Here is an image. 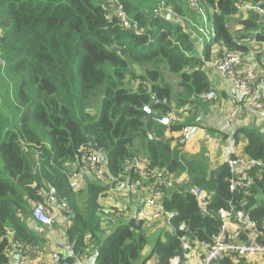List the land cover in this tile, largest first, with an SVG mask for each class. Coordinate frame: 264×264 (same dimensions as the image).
<instances>
[{"label":"trees","instance_id":"trees-1","mask_svg":"<svg viewBox=\"0 0 264 264\" xmlns=\"http://www.w3.org/2000/svg\"><path fill=\"white\" fill-rule=\"evenodd\" d=\"M161 2L173 11L156 13ZM204 8L212 15L209 37L192 24V18L205 15ZM262 11L264 0H196L194 6L189 0H0V264L49 254L46 226L32 216L46 184L69 203L70 251L59 252L64 264L92 259L94 264H146L153 256L158 264H173L174 258L183 259L187 239L212 242L222 230L220 210L231 206L244 210L246 220L264 233L263 133L245 127L234 134L236 142L247 139L246 155L261 163L242 168L241 176L250 182L246 191H231L228 160L211 167L204 152L185 156L183 144L172 145L175 137H165L196 125L199 111L211 105L205 96L213 83L203 67L215 56L240 53L264 74ZM253 49L261 50L254 55ZM165 65L179 75L176 94L165 81ZM91 97H99L96 114L88 110ZM155 100V113L169 118L175 111L178 119L147 123L145 108ZM94 152L106 160L107 178H125L126 161L141 154L150 168L190 178L165 190L173 231L157 238L148 255L153 238L140 221L119 222L104 238L99 199L106 186L89 179L74 192V169L83 155ZM192 186L210 195L207 213ZM250 233L244 230L239 239L251 241ZM217 264L259 263L231 255Z\"/></svg>","mask_w":264,"mask_h":264},{"label":"built area","instance_id":"built-area-1","mask_svg":"<svg viewBox=\"0 0 264 264\" xmlns=\"http://www.w3.org/2000/svg\"><path fill=\"white\" fill-rule=\"evenodd\" d=\"M189 2L192 6L196 5V0H189ZM155 11L156 13H161L165 11L172 12L173 10L165 7V2H161ZM262 13L264 15V11H262ZM119 15L123 19H126L122 7H119ZM209 68H213L218 73L224 75H232L233 78V85L229 90V96L232 100V109L226 121L227 126L236 123L240 116L238 101L237 98H234L236 92H244L242 103L246 104L250 102L256 110L264 107L263 100L256 98L259 86H264V75L257 69L252 60H245L240 53L227 52L222 56L212 58L203 67L205 71H208ZM216 97L217 95L213 91L205 96V100L213 101ZM171 119H178L177 112H172L169 117V122ZM190 139L191 137L189 134L182 133L174 138L172 145L181 143L185 146ZM126 162V171H128V174L125 178H118L115 180L113 178H107V163L100 153L94 152L85 154L71 176L74 187L78 186L79 189H82L84 182L86 184L89 183L87 179L90 177L92 179H99L102 184L106 186L102 195H106L107 193H120L124 190L138 191L142 189L147 194L146 204L152 209L153 218H159L168 214L171 219V213L166 210L163 204L164 198L167 196L165 190L177 188L176 183L179 182V177L169 174L161 168H150L145 158L135 157L128 159ZM228 164L232 174L230 183L231 191H246L250 182L249 179H245L241 176L239 168L253 167L261 163L247 156H239L228 159ZM133 173H138L142 178H132ZM39 192L43 200L36 202L32 206L33 219L44 226L52 227L57 222V213L69 211L68 199L66 197L59 198L58 190L50 184L42 186ZM191 192L196 196L203 212L207 213L210 195L196 186L191 187ZM245 205H247V201L243 202V206ZM220 215L223 219V226L225 223H229L230 220H235L238 223L243 222L245 224V229L239 232V237L244 230H250L253 231L251 235L252 240L241 241L239 238L236 240L235 238L226 237L224 233L222 235V226L220 234L215 236L212 242H192L190 239L184 241V256L190 244H194L200 245L203 248L202 264H217L219 260L231 255L245 257L246 260L249 262L251 261V263L258 262V259L264 256V233L257 230V223L246 220L245 211L235 210L233 206H231L230 209H221ZM105 219L110 220L111 217L106 216ZM260 225L264 229V220ZM181 261V258L176 257L172 262L173 264H181ZM18 262L19 264H34L30 259L24 257H20ZM94 262L95 260L93 259L92 264H94ZM49 264L64 263L61 260L60 254L55 252Z\"/></svg>","mask_w":264,"mask_h":264},{"label":"crops","instance_id":"crops-1","mask_svg":"<svg viewBox=\"0 0 264 264\" xmlns=\"http://www.w3.org/2000/svg\"><path fill=\"white\" fill-rule=\"evenodd\" d=\"M207 73L211 78L213 91L216 93L217 97L210 103L211 105H207V107L199 111L196 118L197 120L194 119L193 121L196 125L186 128L185 132L172 133L168 131L165 137L176 138L179 136L178 133L189 134L191 139L184 146L183 154L191 157L193 155H200L201 151H203L204 155L209 159L210 166L214 167L226 162L230 158L247 156L245 153L247 139L241 136V140L236 142L234 134L238 129L245 128L247 125H255L257 122L262 123L258 126L261 128L260 132L264 134V110L258 111L254 109L250 102L246 104L242 103L244 92H236L234 98H237L240 116L236 123L227 126L226 121L232 109V100L229 96V90L233 85L232 75H221L213 68H209ZM256 98H260L264 102V86H259ZM193 117L194 116L190 117V119H193ZM239 172H242V167L239 168ZM89 179L94 180L88 177L87 182ZM188 181H190V178L186 174L182 173L179 176L180 184L187 183ZM84 186L86 185H83L82 188ZM73 190L77 193V190L80 191L82 189H79L77 186L74 187ZM146 197L147 194L142 189L138 191L124 190L123 192L113 194L107 193L105 196L101 197L99 201L101 210L104 212L103 217L105 218L109 215L111 217L110 220L104 219L107 231L116 224L115 221H117V223H126L137 220L143 223V227L147 234L152 238L164 239V234L171 233L173 227L170 216L167 214L154 219L152 209L146 204ZM67 212L70 213V211ZM57 215L56 225L54 227L46 226V229L50 231L48 234V238L51 241L50 252L46 258L42 260V263L39 260H31L34 264H48L55 252L70 251L66 248L67 240H65L66 245L64 243L65 227L70 223V219L63 212L57 213ZM171 215L173 216V213H171ZM108 221L112 223L107 226L106 222ZM33 225L35 226V224ZM243 229H245V224L243 222L238 223L235 220H230L229 223H225L223 226L222 235L224 233L226 237L235 238L237 240L240 238L239 232ZM155 232H159V235H155ZM250 234L252 235V233ZM250 234H248L249 237ZM202 259L203 248L200 245L190 244L181 264H202ZM92 261L90 263L85 261V263L92 264ZM249 263H251V261ZM258 263H264V256L258 259ZM12 264H19V262L15 260ZM146 264H158V258L153 256Z\"/></svg>","mask_w":264,"mask_h":264},{"label":"rangeland","instance_id":"rangeland-1","mask_svg":"<svg viewBox=\"0 0 264 264\" xmlns=\"http://www.w3.org/2000/svg\"><path fill=\"white\" fill-rule=\"evenodd\" d=\"M246 6V5H245ZM244 6V7H245ZM248 7H253V6H248ZM118 11H119V9H118ZM203 12H204V14L205 15H203L202 17L199 15V18H198V21L197 20H195L194 18H192V24L194 25V26H196V28L197 29H199L201 32H203L204 33V35H205V37H209V36H211V35H213L214 34V31H213V23H212V20H211V17H212V15H211V12L210 11H207V9L206 8H204L203 9ZM214 12V11H213ZM177 14V13H176ZM239 16H240V14H239ZM238 16V17H239ZM191 18V17H190ZM238 19V18H237ZM210 31H211V33H210ZM1 35H2V31H0V41H1ZM205 37L204 36H202L201 37V42H200V45H202L203 44V42H204V39H205ZM1 44V43H0ZM200 49H202V47H200ZM261 49H257V50H254L253 49V51L252 52H254V55H257L258 53H257V51H260ZM225 54V53H224ZM223 55V54H222ZM222 55H219V56H222ZM219 56H215L214 58H217V57H219ZM0 61L2 62V63H4V61L1 59V57H0ZM253 63H254V65L256 66V63H255V61H253ZM136 67H135V70L137 71V72H140V70L142 69V68H140L138 65H135ZM257 67V66H256ZM162 71H163V74H164V77H165V81L167 82V83H169L170 84V86L172 87V90H173V92L176 94V92L177 91H179L178 89H179V86H178V83H179V75L178 74H176V73H173L170 69H169V67H168V65H165V66H163L162 67ZM264 75V74H263ZM137 86V81H135L134 82V87H136ZM98 99H99V97H94V98H92L91 97V100H90V102H89V107H88V110H89V112H91L92 114H96V112H97V109H98V105H99V101H98ZM263 110H264V108H263ZM185 113H187L188 112V110H185L184 111ZM98 113V112H97ZM99 113H100V111H99ZM263 113V112H262ZM261 113V114H262ZM259 124H262V123H259V122H257V124H255V125H251V126H248L247 125V127L246 128H249V129H255V130H258L259 132H260V126H258ZM182 133H178V135H181ZM23 143V142H22ZM23 145H26L25 143H23ZM201 153H203V151H201ZM37 157H38V154H37ZM141 158H145V155H143V154H141ZM127 163V162H126ZM90 181V180H89ZM91 181H96V182H98V183H100V184H102V182L99 180V179H94V180H91ZM86 183L84 182V184L83 185H85ZM87 185V184H86ZM78 191L79 190H77V193H78ZM264 199V194H261L260 195V201H262ZM36 202H38V201H36ZM35 202V203H36ZM35 203H33V204H35ZM33 206V205H32ZM33 208V207H32ZM67 211H63V213H66ZM110 216V215H109ZM115 225L114 226H112L107 232H106V234L104 235L105 237L104 238H106L108 235H110L111 233H112V231L113 230H115L116 228H117V226L119 225V223H117V221H115ZM56 225V224H55ZM54 225V226H55ZM54 226H52V227H54ZM36 231H37V233H39L40 234V232H38V229H35ZM59 232H61V231H59ZM58 232V233H59ZM50 233V231L49 230H46L45 232H44V234H49ZM155 235H159V232H155ZM156 238H153L152 240H151V243H150V246H147V248H146V250H145V252H144V254L145 255H148L149 253H150V251L152 250V244H154V242L156 241L155 240ZM65 240H67L66 238H64V243H65V245H66V241ZM41 256V255H40ZM38 259H39V261H42L43 260V258H40V257H38Z\"/></svg>","mask_w":264,"mask_h":264},{"label":"water","instance_id":"water-1","mask_svg":"<svg viewBox=\"0 0 264 264\" xmlns=\"http://www.w3.org/2000/svg\"><path fill=\"white\" fill-rule=\"evenodd\" d=\"M157 103V100H155L151 105H149V106H147L145 109H146V111H147V113H148V120H147V123L148 122H150V121H153V120H155V121H160V122H162V123H168L169 122V118H167V117H165V116H163V115H161V114H158V113H155L154 111H153V107H154V105ZM95 146H96V148L98 149V150H100L101 148L95 143Z\"/></svg>","mask_w":264,"mask_h":264}]
</instances>
